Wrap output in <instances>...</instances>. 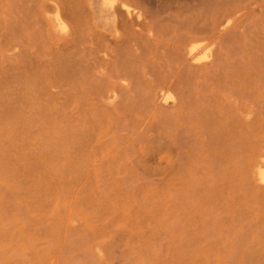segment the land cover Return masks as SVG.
<instances>
[{
    "label": "rangeland",
    "instance_id": "obj_1",
    "mask_svg": "<svg viewBox=\"0 0 264 264\" xmlns=\"http://www.w3.org/2000/svg\"><path fill=\"white\" fill-rule=\"evenodd\" d=\"M50 39L22 40L21 58L0 56V264H92L78 251L100 264H264V190L224 176L244 151L224 140L215 160L210 129L197 125L172 154L130 137L144 129L136 113L83 85L79 48ZM261 101L243 105L238 147L264 137ZM172 185L188 195L180 232L162 206Z\"/></svg>",
    "mask_w": 264,
    "mask_h": 264
},
{
    "label": "bare ground",
    "instance_id": "obj_2",
    "mask_svg": "<svg viewBox=\"0 0 264 264\" xmlns=\"http://www.w3.org/2000/svg\"><path fill=\"white\" fill-rule=\"evenodd\" d=\"M163 1L0 0V56H25L22 40L48 36L71 43L79 48L74 55L86 76L82 84L104 89L103 97L129 107L122 111L136 113L135 121L143 124L130 137L160 140L172 154L194 141L195 125L210 129L215 160L224 158V140L232 151L245 153L224 168V176L236 177L247 190L250 184L264 190V137L248 135L238 147L233 135L242 128L243 105L264 98V0ZM24 31L28 35H18ZM171 104L177 106L172 113L160 109ZM159 128L164 132L151 133ZM218 171L216 186L223 182ZM167 192L162 206L180 232L188 195L173 185ZM77 255L100 264L85 251Z\"/></svg>",
    "mask_w": 264,
    "mask_h": 264
}]
</instances>
